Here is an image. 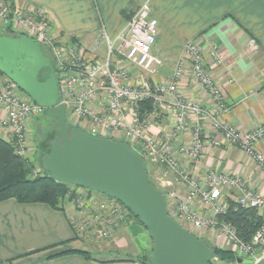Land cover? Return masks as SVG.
Wrapping results in <instances>:
<instances>
[{"label": "built area", "instance_id": "1", "mask_svg": "<svg viewBox=\"0 0 264 264\" xmlns=\"http://www.w3.org/2000/svg\"><path fill=\"white\" fill-rule=\"evenodd\" d=\"M0 27L30 37L48 51L57 79L56 105H65L68 124L92 135L123 140L136 148L148 163L164 168L163 176L167 178L161 176L156 181L168 187L164 193L166 208L174 221L186 225L183 227L198 238L207 230L213 233L217 229V241L229 242L236 257L250 259L252 264L264 259V216L261 227L247 244L237 239L231 225L217 220V215L226 211L229 201L260 210L264 209V197L248 188L236 173L216 169L197 172L205 151L223 145L238 147L264 172V152L254 146L264 137V123L240 132L223 121L221 114L227 111L224 89L206 69L197 43H186L170 79L151 89L149 82L140 76V72L154 74L160 65L151 53L157 20L150 16L147 2L137 8L115 36L102 31L103 56L72 38L56 36L45 11L36 6L12 10L1 0ZM211 54L215 62H221L215 48ZM187 64L191 65L192 80L204 90L212 108L188 100L182 94L180 83L185 77V68H189ZM146 99H151L168 119L167 127L156 134L150 130V123L155 121L141 119L137 111L138 103ZM0 109L4 112L0 119L3 139L12 141L15 155L26 156V122L41 114L44 108L0 74ZM182 138L184 142L173 149L175 141ZM76 194L75 201L71 202L73 207L80 213L82 210L84 217L93 206H98L96 213L87 219L107 221L108 231L111 223L108 215L119 218L120 209L127 211L120 202L107 196L97 203L91 197L89 206H85L80 200L81 194ZM82 217L77 219V233L84 227L87 229ZM211 264H237V261L211 260Z\"/></svg>", "mask_w": 264, "mask_h": 264}, {"label": "crops", "instance_id": "2", "mask_svg": "<svg viewBox=\"0 0 264 264\" xmlns=\"http://www.w3.org/2000/svg\"><path fill=\"white\" fill-rule=\"evenodd\" d=\"M9 2L6 4L12 10H24L27 6L43 9L56 36L72 38L86 48H94L100 56L104 55L105 49L101 39L102 31L115 36L137 8L147 2L150 16L157 20V35L151 53L160 61V65L154 74H148L145 79L150 80L153 86L166 79L182 54L185 43L190 40L205 48V59L209 57L208 47L215 45L219 48L223 64L217 68L213 64L209 67L216 72L214 79H220L219 85L224 89L227 111L221 114L223 121L240 132L264 123V0ZM251 41L257 43L258 49L255 51L248 50ZM221 68L222 72L218 71ZM187 76L189 75H185L180 83L182 94L212 108L206 94ZM2 115L3 111L0 109V118ZM167 121L166 116L158 117L155 122L150 123L151 132L156 134L165 129ZM205 127L207 128L206 124ZM0 137L3 138L2 131ZM183 142V138L175 141L173 149ZM254 146L263 153L264 137ZM206 169L236 173L248 188L264 197V175L257 171L254 161L236 146L223 145L207 149L197 172L202 173ZM77 190L82 191L80 188ZM91 197L102 200L105 196L89 193L87 198ZM71 201L72 199L65 203L63 210H57L40 202L20 203L13 198L1 200L0 264H141L137 258L146 249L142 247L137 248L136 252L124 248H95V251L90 252V258L78 253L47 258L64 250H83L78 244H83L86 239L76 231L80 214L78 215V210ZM258 211L264 216V209ZM134 220L131 219L125 230L147 245L148 233ZM117 253L125 256H115Z\"/></svg>", "mask_w": 264, "mask_h": 264}, {"label": "water", "instance_id": "3", "mask_svg": "<svg viewBox=\"0 0 264 264\" xmlns=\"http://www.w3.org/2000/svg\"><path fill=\"white\" fill-rule=\"evenodd\" d=\"M0 73L56 119L55 136L41 165L57 181L113 198L145 227L152 243L150 264H209L211 247L168 214L163 192L147 181L143 157L127 142L71 126L65 105H56L57 79L51 63L30 37L0 35ZM252 264L250 259L236 258ZM256 264H264V259Z\"/></svg>", "mask_w": 264, "mask_h": 264}, {"label": "trees", "instance_id": "4", "mask_svg": "<svg viewBox=\"0 0 264 264\" xmlns=\"http://www.w3.org/2000/svg\"><path fill=\"white\" fill-rule=\"evenodd\" d=\"M3 1L10 3L9 0ZM41 50L44 54L46 53L42 47ZM148 82L151 89H154L152 82L150 80H148ZM152 106L153 104L151 99L139 102L137 106L139 117L141 119L146 118L145 116L152 111ZM43 113L47 114L45 110ZM57 128L55 134H50L46 137L41 156L46 155L49 152L52 139L56 135H59V130ZM128 145L133 151L138 152L136 148L132 147L130 144ZM144 167L147 181L151 183L148 178L149 170L145 164ZM32 168L33 162H31L29 158L15 155L13 146L0 137V201L13 198L20 203L40 202L47 204L53 209L63 210L65 203L67 201L69 202L71 198H74L73 196L75 195L76 190L80 187L57 181L49 176V174L44 170H42L41 174L31 177L30 173ZM85 191L88 193L98 194V192L89 189H85ZM69 192L71 193V197L67 196ZM164 193L165 192H163V194ZM101 195L105 196L104 194ZM126 210L140 225H142L138 221L137 217L128 208H126ZM225 210L226 211L224 213H219L217 215V220L221 223L231 225L234 229V234L239 241L245 244L250 243L253 234H255L254 232H256L263 223V215H261L256 208L239 206L232 201H229L228 207ZM210 247L212 249V258L217 257L220 260H227L229 262H236V258H238L229 250L220 249L214 246ZM68 253H78L83 255L85 258L91 257L90 253L86 250L69 249L51 254L47 258ZM149 257L140 255L137 259L141 262V264H150ZM211 260L209 264H211Z\"/></svg>", "mask_w": 264, "mask_h": 264}, {"label": "rangeland", "instance_id": "5", "mask_svg": "<svg viewBox=\"0 0 264 264\" xmlns=\"http://www.w3.org/2000/svg\"><path fill=\"white\" fill-rule=\"evenodd\" d=\"M0 2H1V0H0ZM0 34L5 35V34H12V33H10V31L5 30V29L0 27ZM188 42H195V41L190 40ZM188 42H186V43H188ZM248 46H249L248 50H250V51H255L256 49H258L257 43L255 41H251L250 45H248ZM198 47L202 53V57L204 59L203 61L205 62L206 69L211 74V76H213V78H214V75L216 74V72L213 70V68H210L209 66L211 64H213V65H215L214 68H217L218 66H221L223 64V61L220 59L221 62H218V63L215 62V59L213 58V55L211 54V52H212V48H215L217 54H219V56H221V53H219V51H218L219 48H216L215 45L208 47L209 57L205 59L204 58L205 48L200 47L199 45H198ZM40 48H41V46H40ZM42 49L45 50L44 52H46L45 54L48 57L49 56L48 51H46L45 47H43V46H42ZM208 61H210V62H208ZM187 66L189 68H185V70H186L185 72L187 73V74L185 73V75H189L187 77L192 79L193 76L190 75L191 74L190 72L192 70L191 65L187 64ZM222 70H223L222 68L218 69V71H220V72H222ZM220 72H219V74H220ZM171 73H172V71H171ZM171 73L169 75H167L166 79L162 80L161 82H167L171 77ZM140 76H143L144 78L147 79L148 74L147 73L144 74L143 72H140ZM228 81L230 82L231 79H229ZM216 82L221 84L220 79L219 80L216 79ZM154 85L156 86L157 84H154ZM201 90L205 94L204 90L203 89H201ZM206 97L208 98V96H206ZM57 99H58V97H57ZM187 99L191 100L189 98H187ZM203 106H205V105H203ZM152 107H153L152 111H150V113H148L145 116L147 120H149V121L154 120L155 121L158 117L162 118L165 116L164 113L162 111H160L159 109H157L154 105ZM205 107H208V106H205ZM3 117H4V112H3V115L1 118H3ZM165 125L167 126V124H165ZM56 128H57L56 119L50 118L47 114H44L43 112L39 115H36V116L30 118L26 122L27 154L24 157L29 158L31 160V162H33V168H32L31 173H30L31 177L34 176L35 174L38 175V174L42 173L43 168L41 167L40 164H41V158L44 156V155L41 156L43 153L44 143H45L46 137L48 135L55 134ZM82 130H84V129H82ZM9 143L13 146L12 141H10ZM13 149H14V147H13ZM143 160H144L145 166H147V168L149 170L148 178L151 181V183L153 185H155L157 188H159V190L166 193L168 191V187H164V186L158 184L156 181L157 178H159L161 176L164 178H167V177L163 176L164 168L160 165L150 164L144 158H143ZM255 166H256L257 171L264 175V172L259 171L260 169L258 168V166L256 164H255ZM80 191L81 190H76L75 195H77L76 193H79V195L81 194L82 199L80 198V200L82 202H84L85 206H89V202H88L89 194L83 190L81 192ZM67 196L71 197V193L69 192L67 194ZM74 198L76 199V197H74ZM74 198H71L72 201L73 200L75 201ZM94 203H97V200ZM93 207L94 208H92V209L87 207V209H91V212L88 211L87 215L82 217L83 218L82 220L86 221L85 226H87V229H85V227H84V229L81 230V235L85 237L84 239H86V241L85 240L83 241L84 242L83 244H80V243L78 244V246H81V249L86 250L89 253L92 251H95L96 250L95 248H104V247L113 248V249H118V248L123 249L124 248V249H127L129 251L136 252L139 249V247L140 248L142 247V248H146V249H144L143 252H140L139 254L151 257L152 243H151L149 236H148L147 245H146L145 242L141 243L138 238H135L136 235L133 236L130 231L125 230L126 227L128 226V224L130 223L131 219L133 218L127 211L120 209L121 214H120L119 218H116L114 215H110V216L108 215V219H111V223L109 224L110 230L108 231L107 230L108 226H106L107 221L97 220V222H96L95 220H93V218L87 219V217L89 215L92 216L93 215L92 213H96L95 208L98 206H93ZM77 213H78V215L80 214V217H81L82 210H81V213H80V211H77ZM101 213L102 212H100V214ZM118 213L119 212H117V214ZM134 222L138 223L136 220H134ZM97 223H98V225H97ZM100 224H101V226H100ZM79 225H81V222ZM183 226H186V225L183 224ZM76 227L78 228V226H76ZM141 227L145 231V233H147L146 229L142 225H141ZM80 228H81V226H80ZM106 230L108 233H106ZM123 231H124V233H123ZM217 234H218L217 229L214 230L213 233H210L207 230L206 233L204 235L202 234L203 236H201L199 239L203 240L204 242H206L210 246H214V247L224 249V250H229L236 256V251L233 247L230 246L231 244H229V242H227L225 240L224 241H222V240L217 241V239H216ZM136 241H138V242H136ZM217 242H219V243L217 244ZM121 244H123V245H121ZM93 245L95 247H93ZM117 254L118 255H115V256H118V257L125 256V254H123V253H120V254L117 253ZM212 260L216 261V260H220V259H218L217 257H213ZM221 261H227V260H221Z\"/></svg>", "mask_w": 264, "mask_h": 264}, {"label": "flooded vegetation", "instance_id": "6", "mask_svg": "<svg viewBox=\"0 0 264 264\" xmlns=\"http://www.w3.org/2000/svg\"><path fill=\"white\" fill-rule=\"evenodd\" d=\"M0 35H1V34H0ZM3 36H19V35H17V34H13V33H12V34H5V35L3 34Z\"/></svg>", "mask_w": 264, "mask_h": 264}]
</instances>
